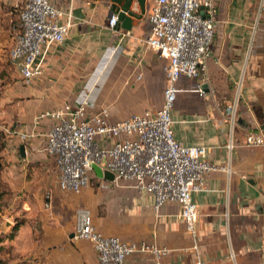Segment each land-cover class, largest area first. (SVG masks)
<instances>
[{
  "label": "crops",
  "instance_id": "obj_1",
  "mask_svg": "<svg viewBox=\"0 0 264 264\" xmlns=\"http://www.w3.org/2000/svg\"><path fill=\"white\" fill-rule=\"evenodd\" d=\"M50 1L64 12L70 8L74 26L60 45L48 48L39 77L23 85L21 90L16 84L10 85L9 96L4 99L7 113L15 118L10 131L28 132L33 117L40 112L65 103L78 104L87 93L88 108L92 112L114 106L112 104L120 99L121 91L127 88L138 91L139 98L157 99L158 92L164 87L165 61L143 44L150 0L144 1L143 15L139 20H131L128 31L116 23L111 29L108 27V0ZM213 3L214 35L206 71L195 82L178 80L177 87L183 91L176 95L170 110V130L181 145L204 146L203 159L212 165L228 164L230 174H206V191L191 194L196 211L193 237L186 233L175 205L166 204L154 215L147 195L111 191V200L127 205L134 216L129 232L118 234L117 238L124 242H152L158 248L167 249L162 263L192 264L199 259L204 264H264V150L244 145L248 131L261 129L264 132V2L213 0ZM131 9L136 11L135 3ZM10 11L0 8V39L8 44V48L18 15L16 10ZM138 74L140 79L134 82ZM239 80L244 103L240 102L230 128L222 111L231 99L232 83ZM195 84L202 87L201 98L189 92ZM19 96H24L22 101ZM115 112L109 113L111 122L132 114H123L120 109ZM47 124L45 121L35 128L43 131ZM43 142L40 136L28 140L23 159L15 153L18 145L15 137H7L5 145L15 157L12 168L18 178L26 177V173L30 176V172L34 174L41 168L40 187H45L47 176L52 173L50 159L39 151ZM228 142L232 145L229 152L225 149ZM23 186L21 184L20 189L10 187L14 198L11 201L16 203V209L19 203L22 204L18 194ZM10 205L4 210H9ZM20 208L11 210L14 216H18ZM25 220L27 222L21 223L9 242L20 247L26 255L33 245L26 243L29 219ZM69 235L58 228L47 233V243L54 246L53 254L63 240L76 242L71 241ZM193 245L195 250H192ZM75 246L80 258L96 264L90 245L78 243ZM125 262L148 264L150 258L134 254Z\"/></svg>",
  "mask_w": 264,
  "mask_h": 264
},
{
  "label": "built area",
  "instance_id": "obj_2",
  "mask_svg": "<svg viewBox=\"0 0 264 264\" xmlns=\"http://www.w3.org/2000/svg\"><path fill=\"white\" fill-rule=\"evenodd\" d=\"M145 22V48L165 61V85L158 109H144L111 122L107 107L89 110L87 93L78 104L65 103L40 112L33 117L28 132H4L18 142L17 155L19 145L25 148L28 140L42 137L44 142L39 151L51 161L52 189L59 194L78 196L90 177H94L91 166L96 165L113 176L111 182L94 177L100 190L147 195L154 215L166 204L175 205L186 233L193 237L196 211L191 194L206 191V174L221 172L228 176L230 171L228 164L206 162L204 146H184L177 142L170 130L169 113L176 95L183 91L177 87L178 80L195 82L206 71L214 35V3L213 0H150ZM115 23V16L107 20L110 29ZM72 26L70 8L64 12L50 0H22L7 58L24 86L41 75L46 51L60 45ZM139 79L138 74L134 82ZM231 88V99L222 111L230 128L240 102L244 103L240 80L233 82ZM189 92L199 98L203 95L199 84ZM45 121L46 128L38 131L35 126ZM244 145L264 150L263 130L248 131ZM225 149L228 152L232 149L230 142ZM41 199L43 211H50V193L44 191ZM71 235V241L90 245L96 264H126V258L134 254L147 255L148 264H170L162 263L168 254L163 247L145 241L124 242L100 233L86 207L74 210ZM192 264L204 263L195 259Z\"/></svg>",
  "mask_w": 264,
  "mask_h": 264
},
{
  "label": "rangeland",
  "instance_id": "obj_3",
  "mask_svg": "<svg viewBox=\"0 0 264 264\" xmlns=\"http://www.w3.org/2000/svg\"><path fill=\"white\" fill-rule=\"evenodd\" d=\"M21 3L22 0H0V8L4 7L7 12L16 10L18 14ZM14 5L17 7H14ZM8 49V44L2 43L0 39V141L7 139L8 135H6L4 130H10V124L15 121V118L12 119V114L7 113V103L4 102V99L6 96H9L11 84H16L20 90L23 87V84L9 64L7 58ZM126 90L121 91L120 99L112 104L114 106L108 107L110 115L111 113L115 114L117 109H120L123 114H128L141 111L142 109L155 110L161 105V90L158 92L157 99H150L148 97H145V99L139 98L140 93L135 89L128 90L127 88ZM23 97L19 96L18 99L22 101ZM128 104L131 107L126 106ZM10 152L7 146H4L0 151V182L4 184V187L2 186L3 189L7 190V194L0 202V226L4 220L8 219L12 225L15 222H27L25 219H29V235H27L28 240L26 243L28 246H33L29 247L32 251L30 253L27 252L25 255L23 254L25 252L20 247L14 243H10V240L6 239L10 235L14 236V232L11 231V234L10 232L3 235L0 234V239L3 240L0 243V264H15L21 261L25 262V264H89L88 259L79 257L76 246L74 247V244L78 243L89 246L87 242L76 241L73 244L65 239L62 242L63 244L56 246L57 252L55 254L52 253V247L54 246L47 243V233L49 231L58 228L65 235L71 234L74 210L77 207H86L90 210L94 226L102 233L119 237L118 234L129 232L130 224L134 218L130 209L127 205L124 206L122 203L113 202L111 200L112 194L100 190L96 179L90 177L87 187L78 196H62L54 188L52 189L51 182L53 181V175L51 172L47 176L48 183H45V187L43 185L40 187V183H38L42 179L41 168L34 172V174L30 172V176L26 173V177L18 178V173H15L12 168L15 163V157ZM21 184L24 186L18 195H20V202L25 204V207L19 203L17 209L18 207L22 208H20V211H17L18 216H14L15 214L11 210L17 209L16 203L11 201L14 198L12 192H10V187L15 186L20 189ZM40 190L42 193L44 191L50 193L51 209L49 212H45L42 209V199L39 197ZM9 205V210H4ZM66 245L69 247L68 252Z\"/></svg>",
  "mask_w": 264,
  "mask_h": 264
},
{
  "label": "water",
  "instance_id": "obj_4",
  "mask_svg": "<svg viewBox=\"0 0 264 264\" xmlns=\"http://www.w3.org/2000/svg\"><path fill=\"white\" fill-rule=\"evenodd\" d=\"M95 1V0H91ZM110 2L109 6V17L115 16L116 25L122 30L128 31L130 28V23L132 19L139 20L144 12V1L145 0H108ZM136 4V11L132 10V4ZM24 154V146H18V157L23 159ZM91 170L93 172L94 177L97 180H103L105 182H111L113 180L112 174L106 171H101L99 167L96 165L91 166ZM13 228L12 223L9 220H4L0 226V234H5L7 232H11ZM72 235H69V239H71Z\"/></svg>",
  "mask_w": 264,
  "mask_h": 264
},
{
  "label": "trees",
  "instance_id": "obj_5",
  "mask_svg": "<svg viewBox=\"0 0 264 264\" xmlns=\"http://www.w3.org/2000/svg\"><path fill=\"white\" fill-rule=\"evenodd\" d=\"M20 8H21V6H20ZM6 140L7 139H4V140H2V141H0V151L4 148V146L6 145ZM94 178V177H93ZM95 179V178H94ZM4 187V184H2L1 182H0V202L2 201V199H3V197L7 194V190L5 189H3V187ZM21 223L22 222H19V223H16L15 222V224L13 225V228H12V232H15L16 230H17V228L21 225ZM12 232H10V234L12 233ZM13 238V236L12 235H10V236H8L6 239H8V240H11ZM3 240L2 239H0V243L2 242ZM15 264H25V262H19V263H15Z\"/></svg>",
  "mask_w": 264,
  "mask_h": 264
}]
</instances>
